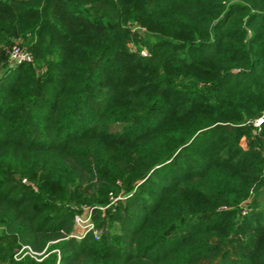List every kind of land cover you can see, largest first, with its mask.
I'll return each mask as SVG.
<instances>
[{"label":"trees","instance_id":"1","mask_svg":"<svg viewBox=\"0 0 264 264\" xmlns=\"http://www.w3.org/2000/svg\"><path fill=\"white\" fill-rule=\"evenodd\" d=\"M0 70V264H264V0H0Z\"/></svg>","mask_w":264,"mask_h":264},{"label":"rangeland","instance_id":"2","mask_svg":"<svg viewBox=\"0 0 264 264\" xmlns=\"http://www.w3.org/2000/svg\"><path fill=\"white\" fill-rule=\"evenodd\" d=\"M143 50H145V48ZM9 61H11V60L9 59ZM118 197L117 196H111V200H112L111 202L115 203V200ZM90 223L97 230V227L94 224V219H93V215H92V207H89V206H86V205H82V212L79 213L78 216H76L74 218V228H75V234L74 235H76V237H80V236L83 235L84 232L93 230V228H90ZM23 247H25V246H23Z\"/></svg>","mask_w":264,"mask_h":264},{"label":"built area","instance_id":"3","mask_svg":"<svg viewBox=\"0 0 264 264\" xmlns=\"http://www.w3.org/2000/svg\"><path fill=\"white\" fill-rule=\"evenodd\" d=\"M143 54L146 53V50L141 51ZM8 57L13 62H20V61H32L33 55L30 49L22 46L19 42H14L11 47L7 50ZM262 120V117L256 118L255 124H259ZM78 214L75 215V217ZM90 228H93V232L97 233V230L94 226L90 223ZM86 232L83 233V235Z\"/></svg>","mask_w":264,"mask_h":264}]
</instances>
